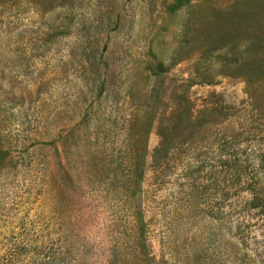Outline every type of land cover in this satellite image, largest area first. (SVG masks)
<instances>
[{
  "label": "rangeland",
  "instance_id": "374dc122",
  "mask_svg": "<svg viewBox=\"0 0 264 264\" xmlns=\"http://www.w3.org/2000/svg\"><path fill=\"white\" fill-rule=\"evenodd\" d=\"M69 1L70 21L64 9L0 8V264H106L113 251L130 254L131 223L121 221V205L108 195L92 206L83 183L86 151L73 150L80 110L58 113L66 84L74 89L81 80H107L118 98L131 90L124 106L117 103L122 113L153 86L166 101L184 92L190 111H221L224 133L251 128L239 146L249 143L264 153L263 12L240 4L236 9L244 10L233 13L227 10L233 0ZM214 36L216 43L207 47ZM155 63L168 67L158 78L151 74ZM39 76L50 87L37 94L32 85ZM157 125L154 120L144 141V226L134 253L143 250L153 264H264V211L249 207L250 191L215 172L213 145L197 154L191 146L171 156L167 168L154 169ZM117 132L107 139L102 166L94 168L100 181L118 160L124 137ZM197 139L202 143L207 136ZM44 158L47 178L41 174ZM257 197L264 206V192ZM112 214L118 221L110 220ZM65 230L67 239L58 235ZM59 243L64 255L54 253Z\"/></svg>",
  "mask_w": 264,
  "mask_h": 264
},
{
  "label": "trees",
  "instance_id": "16d2710c",
  "mask_svg": "<svg viewBox=\"0 0 264 264\" xmlns=\"http://www.w3.org/2000/svg\"><path fill=\"white\" fill-rule=\"evenodd\" d=\"M69 2V0H0V8L11 9L12 7V10L16 12L20 9L21 4L23 6L29 4L32 7H36L41 13L42 11L64 9L65 16L63 18L66 19V16H68L70 21L72 15L68 13L73 12V8ZM177 2L178 5L188 4L187 0H178ZM240 4L244 5L245 9L264 13V0H233L227 10L233 11V13L244 10L236 9ZM57 24L61 25V22ZM75 24L77 25L79 22ZM212 24L217 26V21L213 20ZM255 35L253 34L249 37L250 41L253 39V42H255L259 39ZM216 39L217 36L209 38L205 45L212 47L216 43ZM261 39L264 42V37ZM22 56H24V52H22ZM228 67L231 66L228 65ZM235 67L233 66L232 68L237 71L239 65ZM167 71L168 67L161 63H155L151 74L158 78ZM45 79L43 76H39L34 81L32 85L34 92L37 94L46 92L42 87H46L50 81ZM55 81H57L56 78ZM49 87L47 86V88ZM116 93L112 87V82L107 80H96L95 83L89 80H81L80 84L76 85L74 89H70L69 85L66 84V90L60 96V106L62 108L58 111L61 117H65L66 112L72 108L80 110L78 115H80L81 123L76 142L73 143V150L79 152L80 146L82 148L81 152L86 151L81 156L85 159V180L83 183L88 190L92 206L96 200L105 199L110 195L121 205V221L124 220L131 223L128 228L130 231L128 241V247L131 249L130 254L128 252L124 253L126 255H121L123 253L115 254V251H113L111 256L106 258V264H153L150 256L143 250L134 253L133 245L134 238L136 240L139 239L144 226L140 206V186L143 182V165L146 155L144 141L154 120L158 121V143L150 154V164H152L154 169L161 171L167 168V161L171 156L183 154L184 151L186 152L189 148H192L191 146H194L192 151L197 154V152L207 153L211 147L206 145H213L215 148L211 150L216 153L214 157H216L218 162L214 164L217 167L215 172L219 173L222 179L225 177L223 181L228 180L231 185H237L242 182L241 187L248 189L251 193L250 198L247 200L249 207H259V211H264V206L261 205L262 200L259 201L257 197L259 191L264 192L263 150L261 147H254L249 143L239 146L241 141H245V138H248L252 131L251 128L245 127L235 131L231 130L228 134L224 133L223 120L220 118L221 111L216 108L206 111H190V103L184 92L176 93L166 101L165 96L158 91L157 86H153L142 102L137 100L136 104L128 108V113H126V109L122 113L117 103L124 106V99L131 97V90H125L121 93V98H118ZM71 100L74 107L72 103L69 104ZM102 102H108L109 104L102 106L100 109L99 104ZM164 102L166 106H164ZM97 111L100 112L97 113ZM97 114L103 117H97ZM111 116H113V119L110 118ZM114 118L120 119L121 124H118L119 122L115 121ZM117 131L124 137L120 142L121 148L118 150V160L115 166L110 168V177L106 181H100V178L94 174V168L98 162L100 167L102 166L104 159L108 156V152L107 155L104 153V149L108 147L106 144L108 142L107 139L110 135L116 136ZM244 132L246 133L244 134ZM88 134H91V142L88 143L86 150ZM204 136H207V141L202 143L196 141L198 140L197 138H204ZM65 154L67 153L64 152V158ZM68 154L72 155L73 153L68 152ZM41 160V174L44 178H47L49 175L47 161L45 158ZM203 160L204 158H198L200 162ZM64 161H62V164ZM112 162L109 155L107 165H111ZM42 183H44V193H47L46 187L48 184L44 180ZM58 188L62 189L59 185ZM110 220L118 221L113 214ZM137 224H139L137 227L138 231L135 232L134 236V226ZM58 235L63 239H67L68 231L58 232ZM58 235L57 240L62 241ZM30 237L27 238L25 244L29 248L31 240H33ZM141 245L143 248L145 247L144 244ZM54 253L56 255H64L60 243L56 246ZM118 255H120V258ZM73 263L79 264L76 260H73ZM68 264H71V261Z\"/></svg>",
  "mask_w": 264,
  "mask_h": 264
}]
</instances>
